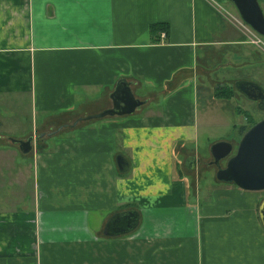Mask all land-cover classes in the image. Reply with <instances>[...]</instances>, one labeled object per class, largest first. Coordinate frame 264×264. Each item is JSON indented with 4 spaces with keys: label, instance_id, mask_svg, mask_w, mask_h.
I'll list each match as a JSON object with an SVG mask.
<instances>
[{
    "label": "crops",
    "instance_id": "0c3cea01",
    "mask_svg": "<svg viewBox=\"0 0 264 264\" xmlns=\"http://www.w3.org/2000/svg\"><path fill=\"white\" fill-rule=\"evenodd\" d=\"M230 4L0 0V264H264V189L200 187L184 167L198 159V127H227L215 141L234 149L264 116L233 89L243 79L264 90V36L250 44ZM201 74L229 81V99ZM119 79L141 103L94 116ZM27 137L23 153L11 139ZM124 211L135 226L105 233Z\"/></svg>",
    "mask_w": 264,
    "mask_h": 264
},
{
    "label": "water",
    "instance_id": "95a60500",
    "mask_svg": "<svg viewBox=\"0 0 264 264\" xmlns=\"http://www.w3.org/2000/svg\"><path fill=\"white\" fill-rule=\"evenodd\" d=\"M234 6L240 19L252 28L256 33L264 36V16L258 4V0H229ZM234 88L247 99L256 101L260 109H264V90L257 83L250 80H235ZM111 107L104 109L94 116L122 115L131 113L141 102L131 94L128 83L124 79L116 81L110 94ZM50 135L51 133H46ZM43 133L37 135L41 137ZM31 137L24 140L11 139L18 144L23 153L30 148ZM211 160L209 164L215 167L214 178L216 181L232 183L244 190L264 189V116L252 123L239 137L236 146L232 148L228 141H215L209 145ZM223 165L219 163L224 159ZM196 158L188 156L184 161V167L191 169L195 166ZM120 170L125 169V162L116 158ZM258 217L264 227V199L258 206ZM120 220L117 224L116 221ZM136 224V213L124 211L110 217L104 227L107 234H121L131 230Z\"/></svg>",
    "mask_w": 264,
    "mask_h": 264
},
{
    "label": "rangeland",
    "instance_id": "374dc122",
    "mask_svg": "<svg viewBox=\"0 0 264 264\" xmlns=\"http://www.w3.org/2000/svg\"><path fill=\"white\" fill-rule=\"evenodd\" d=\"M258 4H259L260 8L262 6L263 9H264V0H258ZM231 5L232 4H230L228 6H231ZM235 13L237 14L236 10H235ZM263 16H264V14H263ZM212 57L209 58L208 60H205L204 61V64H206V66H208V67L211 66V68H209V69H212L213 71H215L216 70V68H215L216 62L220 58L215 57V56H212ZM225 70L228 71V76L227 77H226ZM202 72H204V71H202ZM209 72H210V70H208L207 73H209ZM218 73H219L218 78L225 77V78H227L226 80H229V66H228V68L221 67L220 70L218 71ZM204 76H206V75L205 74H201L199 83L202 82V84L204 86L207 85V82L208 83L215 84L216 85L215 88L216 89L217 88H220V89H217V90H221L220 95H215V96H224L226 94L228 96L227 98L229 99V92H230V94L233 93L232 88L230 87V89H229V86L227 87L225 84H223L225 82L227 84H229V81H223L222 80V82L219 81L220 83H218V82H210V80H208V78H210V77H204ZM233 83H234V81H233ZM233 89H234V85H233ZM255 106H256V104H255ZM198 110L200 111V109H198ZM197 114H198V112H197ZM198 116L199 117H202L201 115H198ZM208 116H210V117L207 118V119L211 123L216 122L214 120L216 118L215 114H212V112H211L210 114H208ZM255 116H256V114L254 113V116L253 117H255ZM256 118H257V116H256ZM226 132H227V127L221 126V124H219V123H218V125H213L212 127L207 128L206 132H203L202 128H200V127H198L196 129L197 141H196V144H195V148H197L198 154L196 156H197L198 159H196L197 161H196V164H195V171H192L189 174L191 176H195L194 180L195 181L196 180L199 181L200 187L207 180H209V181H215V179H214V170H215V167H214L213 164H209V161L211 160V156L209 154L208 148H209L210 143L214 142L215 140H217L219 138L217 136H223V135H225ZM224 160H225V158L222 159V160H220L219 163L221 165H223ZM24 186H25V190L28 189V187H29V185H27L26 182H25ZM11 196H13V195H11Z\"/></svg>",
    "mask_w": 264,
    "mask_h": 264
},
{
    "label": "built area",
    "instance_id": "2783aa9c",
    "mask_svg": "<svg viewBox=\"0 0 264 264\" xmlns=\"http://www.w3.org/2000/svg\"><path fill=\"white\" fill-rule=\"evenodd\" d=\"M232 19H233V21L235 23H237L241 27V29L243 30L247 41L250 44H253V45H256V46H259V45L263 44L262 39H261V35L256 33L252 28H250L246 23H244L240 19L239 16L236 15L235 17H232Z\"/></svg>",
    "mask_w": 264,
    "mask_h": 264
},
{
    "label": "trees",
    "instance_id": "16d2710c",
    "mask_svg": "<svg viewBox=\"0 0 264 264\" xmlns=\"http://www.w3.org/2000/svg\"><path fill=\"white\" fill-rule=\"evenodd\" d=\"M155 29H159V24L154 23V24L150 25V27H149L150 31H153ZM217 89H220V88H217ZM217 89L214 88V91H213L214 95H220L221 90H217ZM229 94H230V92H229ZM224 97H228V96L225 94ZM246 118H247V116H246ZM249 122H250L249 124L251 125L255 121L250 120Z\"/></svg>",
    "mask_w": 264,
    "mask_h": 264
}]
</instances>
